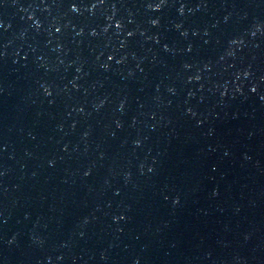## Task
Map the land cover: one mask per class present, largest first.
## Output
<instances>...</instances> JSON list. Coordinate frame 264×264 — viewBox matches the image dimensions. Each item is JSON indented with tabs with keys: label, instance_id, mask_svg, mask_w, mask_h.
I'll use <instances>...</instances> for the list:
<instances>
[{
	"label": "water",
	"instance_id": "95a60500",
	"mask_svg": "<svg viewBox=\"0 0 264 264\" xmlns=\"http://www.w3.org/2000/svg\"><path fill=\"white\" fill-rule=\"evenodd\" d=\"M0 264H264V0H0Z\"/></svg>",
	"mask_w": 264,
	"mask_h": 264
}]
</instances>
